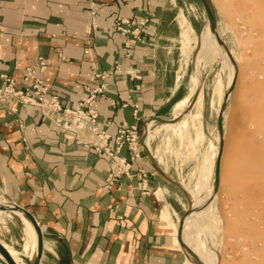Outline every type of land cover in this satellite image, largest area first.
Instances as JSON below:
<instances>
[{"label":"crops","instance_id":"crops-1","mask_svg":"<svg viewBox=\"0 0 264 264\" xmlns=\"http://www.w3.org/2000/svg\"><path fill=\"white\" fill-rule=\"evenodd\" d=\"M190 1L95 0L97 27L89 29L88 0H0V87L5 77L21 85L25 69L43 59L46 68L38 76L65 105L83 102L87 89L103 83L92 107L100 121H110L108 133L114 136L124 122H135L140 131L153 117H165L179 94L178 17ZM119 18L133 20L145 39L129 56L123 50L126 36L114 28ZM95 73L109 75L100 79ZM124 102L128 106L122 108ZM146 138L147 133L140 157L132 161L133 176L109 183L108 160L36 107L15 114L0 109L1 202H14L37 220L44 242L40 264H185L190 259L178 241L179 221L190 207L203 204L185 219L181 236L204 253L203 264L216 261L209 249L220 264L221 178L213 199L199 202L212 187L214 167L209 172L200 162L197 168L166 164L155 157L154 139L146 146ZM139 167L147 173V192L137 187ZM195 189L200 192L193 198ZM11 215L23 224L25 248L22 216L8 212L6 220ZM1 233L0 241L16 252L18 238Z\"/></svg>","mask_w":264,"mask_h":264},{"label":"rangeland","instance_id":"rangeland-1","mask_svg":"<svg viewBox=\"0 0 264 264\" xmlns=\"http://www.w3.org/2000/svg\"><path fill=\"white\" fill-rule=\"evenodd\" d=\"M190 2L191 5H187L184 13L178 17L179 23L183 17L186 19L185 25H181V35L185 32L191 39L190 60L185 62L180 53L182 45L179 40L175 65L178 70L176 74L180 76L181 73L180 90L175 100L170 103L167 115L160 117L163 119H171L173 104L188 92L189 78L194 71V42L206 24V14L201 1ZM211 2L216 12L217 31L233 59L231 64L235 81L223 116L225 151L221 152L220 158L219 194H224L225 199H219L223 221L220 264H264V0ZM216 48L212 49L213 55L210 54L208 59L199 61L197 66L198 85L204 97L201 127L203 137L200 143L193 140V128L190 134L191 143H197L190 146L180 142L177 134L165 131L164 124L167 122L153 120L150 125V130L157 128L151 130L153 135L150 138L154 139L151 147L153 152L155 151V157L166 164L172 161L181 167L197 168L201 160L204 159L205 162L203 157H206L207 153H213L212 158L211 155L206 158H210L208 163H212L211 168L215 167L219 152L216 131L218 97L213 89L219 82V91L225 93L230 73L223 47L218 44ZM190 101L187 109H190ZM147 123L148 121L139 131L140 142L142 135H148ZM210 144L214 146L213 149ZM208 146L214 151L209 149V152L205 153ZM203 152L207 155L203 156ZM204 162H201L206 165L203 168L208 167L209 164ZM1 201L3 199L0 198ZM7 214L5 211L0 212V231L17 237L18 243L14 245L16 252L25 255L27 237L23 224L14 215L6 220ZM11 224L14 228L9 230ZM208 251L210 256L216 259L209 264H217L216 253L210 249ZM197 254L201 257L198 252Z\"/></svg>","mask_w":264,"mask_h":264},{"label":"built area","instance_id":"built-area-1","mask_svg":"<svg viewBox=\"0 0 264 264\" xmlns=\"http://www.w3.org/2000/svg\"><path fill=\"white\" fill-rule=\"evenodd\" d=\"M88 13L90 16L89 29H95L98 16L95 0H88ZM139 24L142 25L141 22ZM134 25L133 20L124 18L117 19L114 25L117 32L126 36L123 44L125 56L130 55L137 42L143 43L145 40L140 36L139 28H134ZM85 53H89V51L86 50ZM45 68V61L38 59L34 66L25 69L19 86L16 85L13 78L5 77V84L0 87V109L15 114L21 107H36L42 116L54 126L70 133L85 147H90L97 156L108 160L107 180L109 183H115L122 176L131 178L133 176L132 161L140 157L141 150L137 124L124 122L112 136L105 128L110 124V121H100L97 111L92 107L97 97L103 95L104 84L101 83L95 89H87L88 96L83 102L76 106H68L57 95L52 94L38 76V73ZM108 75L109 73H95L94 77L103 79ZM129 75L137 78L135 74L129 73ZM127 106L126 102L121 105L122 108ZM137 109L138 106L134 105L133 118L136 120L138 119ZM135 176L138 179L137 187L142 192H147L146 171L139 167L136 169Z\"/></svg>","mask_w":264,"mask_h":264},{"label":"bare ground","instance_id":"bare-ground-1","mask_svg":"<svg viewBox=\"0 0 264 264\" xmlns=\"http://www.w3.org/2000/svg\"><path fill=\"white\" fill-rule=\"evenodd\" d=\"M185 20H186L185 17H183L181 19V25L182 26L185 25V23H184ZM193 33H194V31H193ZM190 41H191V39L188 37V35L185 32H183L182 35H181V38H180V42H181L180 44L182 45L181 46V53H182V56L184 57L185 62L190 60ZM194 43H195V46H194L195 51L193 53L194 71H193V74L189 78V88L187 90L188 92H186L185 95H183V97L180 98L178 101H176L174 103L173 107H172V112H171L172 117H171V119H173L174 121L167 122V123L164 124L165 125V131L169 130L171 133L177 134V136L176 135L175 136L178 138V140L180 139L179 140L180 142L182 141L183 144H187V145L188 144L190 145V144H193V143L194 144L197 143L195 141L193 143H191L192 142L191 137H190L191 128H193V134L195 135V138H193V140H196V141H198L200 143V141L202 140V137H203L202 136L203 133H202V128L201 127H202V112H203L202 110H203V99H204V97H203L202 89L199 88V85H198V75H197L198 70H197V66L199 64V61H201L203 59H208L210 57L212 49L213 48H214V50L217 49L216 47L219 44V43H217L215 35L213 33H211L210 30H209L207 19H206V24L204 25L202 32L199 35H197V39H195ZM211 55H213V54H211ZM225 55H226V58H227V61H228V67H229V71H230L229 78H228V81L226 83V89H227L230 86L232 78H233V67H232V64H231V59H229V56L227 55L226 51H225ZM180 76H181V73H180ZM218 84H219V82L215 85V87L213 89L214 90V94L215 95L217 94V97H218V99H217V113H218V110H219V107H220V104H221V101H222V98H223V95H224V92L219 91V85ZM214 98H212V101H213ZM190 99H191V101H190ZM189 101H190V104H189L190 109H187ZM210 106H211V104H210ZM242 119H243V117H242ZM151 123H152V121L147 123L148 135H147V138H146V146H148V141L150 140L151 136L153 135V132L150 130ZM210 147L212 148L214 146L211 145ZM218 147H219V138H218ZM211 148H209V146H208V148H207L205 153L209 152V149L211 150ZM211 151H214V150H211ZM224 151H225V143L223 141V146H222V151L221 152L223 153ZM205 153L203 154V156H206L208 154L207 156L211 155L210 158H212V154L213 153H211L210 155H209V153H207V154H205ZM206 157H203V158L206 159L205 162H204V159L202 158L203 161L201 160L200 164H201V162H204L206 164L208 163V159H210V158L208 157V159H207ZM210 164H212V163H210ZM210 164L207 165L210 168L206 167L209 172H211ZM204 165H202V170H203V166ZM204 170L206 171L205 168H204ZM205 171H203V172H205ZM202 174H204V173H202ZM198 187L199 186H197V188ZM208 189H210V187ZM195 190H196V191H194L195 193L191 190V192H193V195H194L193 198L196 197L199 194V192H200L197 189H195ZM197 191H198V193H197ZM207 191H209V190H207ZM211 191H212V187H211L209 193L206 194V196L203 198V200H201L199 202L207 203L209 201L208 198H209V196L211 194ZM6 203H7V201L0 202V204H6ZM0 212H4V211H0ZM17 213H19V212H17ZM19 214L22 216V220L24 222L26 233L28 235V243L30 242L29 244L27 243V245L25 247V250L27 252H26V254L24 256L29 258V259H31L33 257V255L35 254V248H36L35 233H34V230H33V227L31 225V223L25 217H23V215L21 213H19ZM6 248L9 250L10 254L12 255V257L15 259V261L17 263L24 264L19 259V256H22L21 254H17L14 250L9 248L8 246H6ZM192 250L196 254H197V252L200 254L201 257H199L198 254H197V256L202 261V259L204 258V253L201 252V250L199 251L196 248H193ZM203 261H202V263H203ZM185 264H194V263L190 260V261H187Z\"/></svg>","mask_w":264,"mask_h":264},{"label":"water","instance_id":"water-1","mask_svg":"<svg viewBox=\"0 0 264 264\" xmlns=\"http://www.w3.org/2000/svg\"><path fill=\"white\" fill-rule=\"evenodd\" d=\"M200 1L204 8L205 14H206V19H207L210 32L215 35L217 43H219V45H221L224 48L227 55L229 56V59L233 61L232 56L229 53V50L225 47L224 41L221 39L217 31L216 12H215V9H214V6L211 0H200ZM234 84H235V81L233 78L230 86L226 89L223 95V98H222V101H221V104H220V107L217 113L216 131H217V135L219 138V152L217 154V158L215 161L212 191L208 198L209 202L213 199V197L215 196L218 190L220 158H221V151H222V146H223V116H224V111L227 105L229 95L234 87ZM152 120L164 123V122H172L173 119H163L160 117H153ZM203 205H200V206L197 205V207H190V209L185 213L184 217L179 221L178 241L181 247L186 252L189 259L194 264H203V263L199 259L197 254L187 244H185V242L182 239L181 232L183 229V224H184L185 219L189 218V216L192 215L193 213H197L199 210H202L203 208H205L206 205L202 207ZM0 211L13 212V213L19 212L23 215V217H25L31 223L34 233H35V238H36L35 254L33 255L31 259L25 257L24 255L19 256V259L24 264H40V261L43 255V248H44L43 235H42L41 227L38 224L35 217L32 215V213H30L27 209L19 206L18 204L14 202H9V201L6 204H0ZM0 264H20L15 261V259L10 254L9 250L6 248V246L1 241H0Z\"/></svg>","mask_w":264,"mask_h":264}]
</instances>
